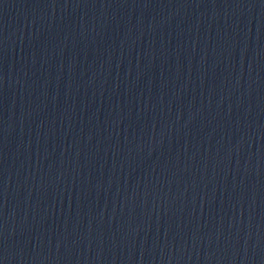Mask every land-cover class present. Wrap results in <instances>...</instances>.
Masks as SVG:
<instances>
[{"label":"water","instance_id":"obj_1","mask_svg":"<svg viewBox=\"0 0 264 264\" xmlns=\"http://www.w3.org/2000/svg\"><path fill=\"white\" fill-rule=\"evenodd\" d=\"M0 264H264V0H0Z\"/></svg>","mask_w":264,"mask_h":264}]
</instances>
